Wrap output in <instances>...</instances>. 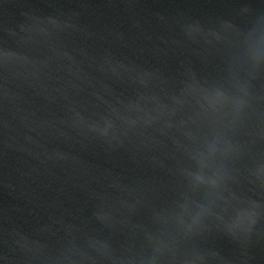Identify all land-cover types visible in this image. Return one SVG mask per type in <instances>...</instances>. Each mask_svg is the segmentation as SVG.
Listing matches in <instances>:
<instances>
[{
  "label": "water",
  "instance_id": "water-1",
  "mask_svg": "<svg viewBox=\"0 0 264 264\" xmlns=\"http://www.w3.org/2000/svg\"><path fill=\"white\" fill-rule=\"evenodd\" d=\"M0 264H264V0H0Z\"/></svg>",
  "mask_w": 264,
  "mask_h": 264
}]
</instances>
